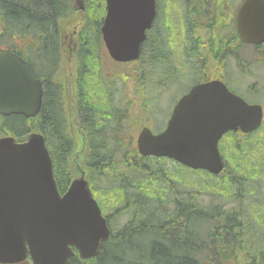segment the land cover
Listing matches in <instances>:
<instances>
[{
	"label": "trees",
	"instance_id": "trees-1",
	"mask_svg": "<svg viewBox=\"0 0 264 264\" xmlns=\"http://www.w3.org/2000/svg\"><path fill=\"white\" fill-rule=\"evenodd\" d=\"M80 1L83 9L77 5ZM202 2L195 0L196 8L185 7L179 23L173 7L166 18L158 0V47L166 43V27L174 55L186 50ZM105 7V0H0V52L20 54L44 87L40 113L33 118L0 116V137L13 136L22 142L32 132L42 133L62 195L73 179L70 160L75 146L60 80L62 38L68 28L65 23L84 24L75 55L74 94L89 139L84 166L111 236L96 258L82 261L76 254L68 264H264V243L259 244L264 236V209L250 208L251 201L259 199L257 194L264 196V172L257 170H264V124L250 135H225L220 144L225 170L218 176L166 159L142 158L125 138L134 126L125 115L133 102L122 92V84L111 82L113 70L101 66ZM153 34L148 33L140 60L147 94L136 101L152 117L157 107L150 96L156 90L153 77L164 80L169 73L157 71L163 61L150 47ZM141 119L136 120L137 129L146 125ZM122 217L126 219L116 224Z\"/></svg>",
	"mask_w": 264,
	"mask_h": 264
},
{
	"label": "water",
	"instance_id": "water-1",
	"mask_svg": "<svg viewBox=\"0 0 264 264\" xmlns=\"http://www.w3.org/2000/svg\"><path fill=\"white\" fill-rule=\"evenodd\" d=\"M259 1V2H257ZM102 34L110 56L118 62L139 58L140 46L156 17L155 0H106ZM264 11V0H247L239 15V31L260 25L246 14ZM42 106V86L30 68L13 53L0 54V114L36 116ZM262 108L231 94L221 82L195 86L174 108L164 132L143 128L137 146L141 155L166 157L194 170L220 174L224 163L219 141L229 131L249 134L260 128ZM76 148L71 159L74 180L62 196L54 177L45 138L30 134L26 142L0 139V264H68L76 249L82 261L99 253L111 231L94 198L88 171L86 135L71 118Z\"/></svg>",
	"mask_w": 264,
	"mask_h": 264
},
{
	"label": "flooded vegetation",
	"instance_id": "flooded-vegetation-1",
	"mask_svg": "<svg viewBox=\"0 0 264 264\" xmlns=\"http://www.w3.org/2000/svg\"><path fill=\"white\" fill-rule=\"evenodd\" d=\"M176 1L183 19L185 7L189 4L195 7V0ZM245 2L246 0H203L202 4L197 7L202 14L198 16L199 22H196L195 25L196 32L192 34L193 38L189 40L186 50L177 57L170 46L166 27H163L166 43L164 42V45L158 47L160 31H156L158 28L156 26L157 15L151 29L154 34L150 47L154 56H161L163 61L157 71H169V73L164 80L153 77L155 80L153 84L156 85L154 92L158 89L166 92L186 84V94L197 84L218 81L224 83L230 92L241 97L247 103L261 105L264 114V11L259 8L257 13L249 12L246 14L247 27H253L252 24L256 23L253 19L260 21L258 27H253V30L247 31L248 38L251 39L248 41L242 37L238 23V13ZM197 5H199L198 1ZM160 29L161 24L159 25ZM70 42V49L77 54L81 43H75L73 36ZM144 45H142V52ZM100 60L101 66L104 65L108 70V62L111 59L103 49ZM70 106L74 111L73 103ZM75 108L80 119L78 104H75ZM126 110L125 115L131 117L134 126H132L131 135L125 138L135 142L137 134L141 130L138 131L135 124L140 111L143 112L144 119L147 117L148 121L145 123L150 128L154 125L156 118L151 116L149 109L137 102L130 104ZM154 113L159 112L156 109Z\"/></svg>",
	"mask_w": 264,
	"mask_h": 264
},
{
	"label": "rangeland",
	"instance_id": "rangeland-1",
	"mask_svg": "<svg viewBox=\"0 0 264 264\" xmlns=\"http://www.w3.org/2000/svg\"><path fill=\"white\" fill-rule=\"evenodd\" d=\"M162 4H163V11L165 10V14L164 16L167 18V14L168 12H170V9L173 7V11L175 12V21H178L179 23H183V17H182V13L181 10L179 8V5L177 3L176 0H162ZM165 8V9H164ZM178 14L180 15H177ZM164 13V12H163ZM179 16V17H178ZM67 24L68 28L65 29V33L66 36H63V42H62V71L60 74V80L61 82H63V84H66L67 82V72H68V61L70 60V64L71 65V59H68L69 57V51H70V38L71 35L74 36V38L78 39V33L75 32L77 29V25L78 22L76 20L72 21L70 24ZM158 24H161L158 23ZM159 28V26H158ZM158 28H156L158 31ZM68 31V32H67ZM80 31V30H79ZM78 31V32H79ZM73 62H76L73 61ZM74 70H77V64L75 63L73 65ZM119 71L122 72V74L124 75V77L128 76V79L126 80L121 74L117 73L115 75V78L118 79L117 81H111L112 83L114 82H118L124 86V91H122L124 93V95L126 97H129L133 103H135L136 101L140 100V96H145L147 94V90L146 87L144 85H142V80H141V66L140 63L137 64H132V65H125V66H120L118 68ZM150 90V89H149ZM187 90V86L186 84H184L183 86H180L178 88V90L174 89V90H170L166 93L163 94V96L157 101L158 107L160 109L159 113H157L154 117H156L154 125H155V130H159L161 128L164 127V125L167 122V119L169 117L170 111L172 106L174 105V103L177 101V99H179V97ZM159 94H157V93ZM156 92H153L152 95V99H156L158 96L162 95V90L158 89ZM130 100V101H131ZM139 103V102H138ZM143 118L144 119V115L143 112L140 111V115L138 116L139 118ZM142 121L147 122L148 119L147 117H145V119ZM153 120V118H152ZM263 150H264V145L262 146ZM256 161V165H258V161ZM258 172H264L263 168L261 167H257ZM257 198H259L257 201H251L250 203V208L252 210H258V209H264V196H260V195H256ZM124 219H126V217H122L121 219L118 218V222L116 224H119L121 221H123ZM264 243V236L260 237L259 240V244H263Z\"/></svg>",
	"mask_w": 264,
	"mask_h": 264
},
{
	"label": "bare ground",
	"instance_id": "bare-ground-1",
	"mask_svg": "<svg viewBox=\"0 0 264 264\" xmlns=\"http://www.w3.org/2000/svg\"><path fill=\"white\" fill-rule=\"evenodd\" d=\"M29 67V66H28ZM30 68V67H29Z\"/></svg>",
	"mask_w": 264,
	"mask_h": 264
}]
</instances>
